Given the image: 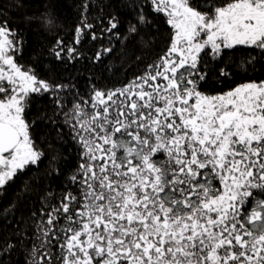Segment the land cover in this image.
<instances>
[{"label": "snow or ice", "instance_id": "1", "mask_svg": "<svg viewBox=\"0 0 264 264\" xmlns=\"http://www.w3.org/2000/svg\"><path fill=\"white\" fill-rule=\"evenodd\" d=\"M12 7L0 264H264V0Z\"/></svg>", "mask_w": 264, "mask_h": 264}, {"label": "trees", "instance_id": "2", "mask_svg": "<svg viewBox=\"0 0 264 264\" xmlns=\"http://www.w3.org/2000/svg\"><path fill=\"white\" fill-rule=\"evenodd\" d=\"M80 0H0V5L11 4L14 7L9 9L10 15L12 16L14 23L19 25L20 28L29 36L30 41H35L37 37L33 35L36 29H39L43 33V28L40 26L39 17L41 13L47 10L58 11L66 23L63 25L62 31L65 34L68 33V29L71 27L73 22L78 18V5ZM33 18V19H29ZM47 35V33H43ZM30 56L31 53H27ZM128 55H131L128 53ZM125 56V53L120 49H117L116 53L110 58L109 63L119 68L121 65V59ZM134 63L131 60H127L126 64ZM123 69H121V75Z\"/></svg>", "mask_w": 264, "mask_h": 264}]
</instances>
